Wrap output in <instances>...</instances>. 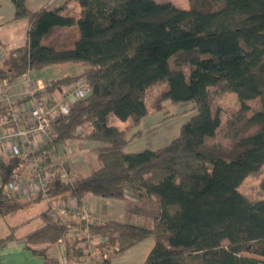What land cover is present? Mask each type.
<instances>
[{"label": "trees", "instance_id": "trees-1", "mask_svg": "<svg viewBox=\"0 0 264 264\" xmlns=\"http://www.w3.org/2000/svg\"><path fill=\"white\" fill-rule=\"evenodd\" d=\"M11 1L14 20L29 23L27 42L3 48L0 83L72 63L82 66L80 74L47 82L36 96L81 80L90 86L88 96L73 100L69 113L53 124L55 138L35 155L49 165L53 147L93 142L97 165L70 178L68 164L57 165L49 190L22 202L6 187L24 176L30 156L0 160V218L46 199L68 206L72 198L81 203L93 195L128 203V221L91 223L80 211L66 224L64 204L55 215L44 211L41 225L23 238L27 248L46 245L32 250L47 264H59L46 251L67 239L77 218L78 231L88 227L103 237L94 264H110L113 254L149 237L155 243L143 264H264L245 255L264 258V199L239 190L264 166V0H189L188 10L156 0H70L80 6L79 18L63 8L32 11L26 0ZM73 27L77 33L66 34ZM157 85L164 87L151 108L146 96ZM225 92L240 105L227 119L223 143L216 141L222 120L212 94ZM13 99L21 104L30 97ZM256 99L260 105L254 108L250 102ZM166 103H193L195 113L166 145L126 151L141 137L145 117L169 116ZM111 117L130 120L137 130L112 125ZM132 217L152 225L131 223ZM20 226H12L0 246L18 239ZM84 239L65 240L69 260L82 264Z\"/></svg>", "mask_w": 264, "mask_h": 264}, {"label": "rangeland", "instance_id": "rangeland-1", "mask_svg": "<svg viewBox=\"0 0 264 264\" xmlns=\"http://www.w3.org/2000/svg\"><path fill=\"white\" fill-rule=\"evenodd\" d=\"M156 1L158 3H171L184 10H188L190 8L189 0H156ZM14 12H15V8L11 0H0V13H1L0 21L2 19L4 21L11 19L14 15ZM2 52H3L2 49H0V59L3 54ZM82 70L83 68L79 64L67 63V64L48 66L42 70L33 71L31 74H32V77L35 78L36 76L37 79L42 80L43 84L45 85L47 84V82L49 83L51 81L60 79L66 75H75L78 72H82ZM28 78L30 77L29 76L26 77L27 80H34L31 78L30 79ZM27 80L20 79L12 85L10 84V85L0 86V90H2V92H8L9 94L14 95L17 92H20L19 85ZM75 85L76 84H73L70 86L61 85L58 88H56V90L51 95L55 96V98L59 102L60 101L64 102L65 97H66L67 101L66 100L65 101L68 102V104H71V97L70 96L67 97L65 93H66V90L69 91L73 89ZM163 87L164 85H157L151 88V90H149L146 96V101L149 107L151 108L153 107V104H155L156 98L160 94ZM212 100H213L214 108L220 110L221 120H222V126H221V129L219 131L216 141L226 143L227 139L226 137H224V134L226 131L225 125H226L227 119L230 114H232L234 111H236L239 108L240 103L235 94L227 93V92L218 93V94L213 93ZM0 103L3 104V102L1 101V96H0ZM166 104H167L166 105L167 110L169 111V116L168 117L164 116L163 113L154 115L157 112L155 113L152 112L150 116L148 117V119L144 121V124H146L148 120L154 117H160L158 120L159 122H157L155 126H151L148 128L140 127L141 137L137 138V140H134L132 141V143H130V145L127 147L128 152L129 151L138 152L144 149H155L157 147L166 145L179 134L183 121H187L186 119H188L187 115L190 113L192 114L195 113L193 103H184V104L183 103L182 104L166 103ZM250 104L252 105V107L256 108V107H259L260 101L259 99H256V100L251 101ZM110 123L120 128L128 129L129 131L131 130V132L137 130V128L133 127V123L130 120L127 122H122L115 117H111ZM144 124L142 126H144ZM42 139H43L42 135L41 137L40 136L37 137V142L35 144L36 146H38V148L41 145L40 143L43 142L41 141ZM96 146L97 145L93 142L86 143L85 141L76 142L73 144L70 143L66 147L64 148L60 147L59 149L56 150L55 153L50 154L52 163L49 165L43 164V167L48 168L46 170H50V169L55 170L57 165H63L64 163H67L69 166V175H68L69 178L72 175L73 176L76 175L78 172L86 174L87 172L91 170L93 166L97 165V161L95 159V152H94V149L96 148ZM26 168H30L29 171L31 172L33 171L34 166L33 164H29V162L27 161L25 165V169ZM29 171H28V174L26 175H29ZM263 179H264V166L262 167L260 172L250 175L242 183V185L239 187L240 192H242L244 195H246L252 200L264 199V191L261 188V182ZM27 200H24V201L21 200V201L25 202ZM64 202L62 203L59 202V203L61 205L64 204L63 208L65 210H63L62 213L67 212L69 217H65L64 215L63 220L65 221L66 224H69L71 223L70 218L72 216L78 217L79 215L77 213H79L81 210H79V207L77 206L78 204L70 207V205L67 206L66 203ZM120 204H124V201L123 203H120ZM126 206L128 210V203H126ZM50 208L51 209L46 210L47 203L45 201H42V202L36 203L35 205L29 206L26 209L17 212L16 214L13 213V215L11 214L12 216L6 219L0 220V238L8 234L9 225H16V224L23 222L25 219L32 218L35 216H40L41 212H43L44 210L47 211V214H46L47 216H49V214L55 215L56 208L55 207H50ZM47 216L45 217L47 218ZM83 216H86L84 212H83ZM40 218L41 217H39L38 219H35L32 223H29L26 226H24L21 230L22 234H25L35 229L36 226L38 225ZM121 218H122V221H128L127 212H126V215L124 216L121 215ZM131 220H132L131 223H134L137 225L139 224L138 220H141V223L139 225L143 224V222L144 224H147L149 226L152 225L151 222L149 221L147 222L143 219H138V217H132ZM78 222H79V219L76 218V222H73V224L77 227V224H79ZM97 223H100V221ZM76 227H74L71 230V233L68 234L69 236L65 237L67 239H62L59 243L55 245L63 246L64 250L67 252L65 240H68L69 243H74L75 240L78 238H85L84 232L78 231ZM91 237H93V239L95 240V244L93 243L86 244L85 243L87 242L86 239L82 240L79 244V247L82 248L83 250V255L81 256L82 257L81 260H83L82 264H94L93 261H94V257H96V253L98 252V248H97L99 246L98 244L103 241V237L100 236L97 230L91 231ZM82 244H84V247H82ZM153 245L154 244L152 243V241H146L144 245H142L143 247H140L141 248L140 256L146 258L147 254L151 251ZM41 248H43V246H41ZM114 255L115 254H113V256ZM245 255L262 259L264 262V258H261L252 253H247Z\"/></svg>", "mask_w": 264, "mask_h": 264}, {"label": "built area", "instance_id": "built-area-1", "mask_svg": "<svg viewBox=\"0 0 264 264\" xmlns=\"http://www.w3.org/2000/svg\"><path fill=\"white\" fill-rule=\"evenodd\" d=\"M19 86L20 92L14 95L0 90L1 101L3 102V104L0 103V160L6 157L30 156L28 162L33 164V171H29V175H18L8 183L6 191L13 195L34 196L49 190L57 172L56 169L46 170L48 168L43 167L44 159L35 155V151L40 148L35 144L37 137L42 135L41 141L43 142L40 144L52 141L55 138L52 134L53 124L69 113L70 104L66 102V97L64 102L57 101L52 95L37 97L36 93L45 87L43 82L39 80H27ZM89 93V84L81 80L76 83L73 89L66 90L65 94L67 97H71L72 102L76 99L85 98ZM24 96L30 97V100L21 104L14 103L13 98ZM56 150L53 147L49 153H55ZM84 217L91 223H95L90 220L88 214ZM84 235L87 240L86 244H95L88 227L85 228Z\"/></svg>", "mask_w": 264, "mask_h": 264}, {"label": "crops", "instance_id": "crops-1", "mask_svg": "<svg viewBox=\"0 0 264 264\" xmlns=\"http://www.w3.org/2000/svg\"><path fill=\"white\" fill-rule=\"evenodd\" d=\"M26 4L28 8L32 11H37L40 10L41 8H47V9H55V8H63L62 13L65 15H70L74 16L75 18H79L81 15V8L80 6L73 1L70 0H26ZM1 17V13H0ZM29 27V23L26 19H20V20H14V15L11 19L4 21L3 19L0 21V44H1V49L2 50H12L18 47H23L26 42H27V30ZM70 31H74V33H77V28H69L66 30V34L69 33ZM4 48V49H3ZM80 65V64H79ZM81 72L76 73L75 75H66V76H76L80 74ZM31 79L34 80H39L35 76L32 77V74L28 75ZM26 76V77H28ZM26 77L23 78V80L26 79ZM42 82V80H39ZM5 84L0 83V86H3ZM160 113H156L154 115H157ZM193 114L190 113L187 115V118L189 119ZM150 115L145 117L141 123V127H151L155 126L157 122H159L160 117H154L151 118L150 120L147 121L146 124H144V121L148 119ZM186 119V120H188ZM186 121H183V123ZM182 123V124H183ZM144 124V126H142ZM124 129V128H122ZM137 140V138L133 139L132 141ZM132 141L130 143H132ZM130 143L127 145V147L130 145ZM42 145V144H41ZM126 147V151H127ZM161 147V146H160ZM158 148V147H157ZM130 152V151H129ZM133 152V151H132ZM76 161V160H75ZM28 168L25 169V174H28ZM35 196V195H34ZM18 198H21L22 200H27L30 199L33 196H27V195H17ZM47 203V209L48 210L50 207H56L60 208L61 204L58 201L52 202L48 199L42 200ZM39 201V202H42ZM124 204H120L123 203ZM38 202H35L29 206L35 205ZM126 200H120V199H114V198H102V197H97L93 195H87L81 203H78L77 199L72 198L69 201V205L75 206L77 205L81 212H84L88 214V216L91 218L90 220H93V222H106L110 220H118L122 221L121 215L124 216L126 215L127 212V206H126ZM25 207L24 209H26ZM22 209V210H24ZM21 211V210H20ZM45 211V210H44ZM43 211V212H44ZM19 212V211H18ZM41 212V214L43 213ZM17 213V212H16ZM14 213V214H16ZM35 216L32 218L25 219L23 222L16 224V225H9V232L10 233V228L12 226H20L17 229V238L16 240L13 241H8L0 246V264H47L45 261V258L37 253H34L32 249L36 250H45L46 245H39L36 247H33L32 249L27 248L26 242L23 240L24 236L27 235L29 232L22 234L21 230L24 226H26L29 223H32L35 219H39L38 225L36 228L41 225L43 222L42 218L43 216ZM61 217L64 219L65 217H69L68 213H62L60 212ZM70 214V213H69ZM13 215V214H12ZM12 215L5 216L2 219H6ZM71 219V218H70ZM141 219V218H138ZM132 221V220H131ZM26 222V223H25ZM22 223H25L24 226H22ZM138 223H141V220H138ZM35 228V229H36ZM34 230V229H33ZM32 230V231H33ZM6 234L5 236L1 237L5 238L8 236ZM152 239V240H151ZM153 237L146 238L145 240L141 241L140 243L136 244L132 248L128 249L125 252L115 254L110 261V264H143L144 261L146 260L145 257H141L140 252L141 248L143 247L144 243L146 241H152V243H155V240H153ZM43 246V248H41ZM154 246V245H153ZM153 248V247H152ZM137 249V250H135ZM46 254L49 258H56L59 260V264H79L78 261H75L76 259H68L66 255V251L64 250L63 246L61 245H53L51 246L47 251Z\"/></svg>", "mask_w": 264, "mask_h": 264}]
</instances>
